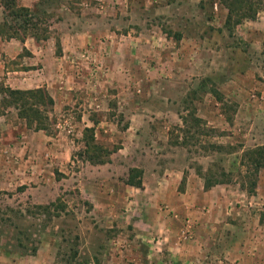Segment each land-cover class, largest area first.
Segmentation results:
<instances>
[{"label":"rangeland","instance_id":"374dc122","mask_svg":"<svg viewBox=\"0 0 264 264\" xmlns=\"http://www.w3.org/2000/svg\"><path fill=\"white\" fill-rule=\"evenodd\" d=\"M7 1L0 264H264V166L249 194L243 164L264 147V0L236 23L223 0ZM29 69L38 100L7 97L2 72Z\"/></svg>","mask_w":264,"mask_h":264},{"label":"trees","instance_id":"16d2710c","mask_svg":"<svg viewBox=\"0 0 264 264\" xmlns=\"http://www.w3.org/2000/svg\"><path fill=\"white\" fill-rule=\"evenodd\" d=\"M257 1H258L257 3L263 2V0H257ZM223 4H224V8L226 9V17H225L224 23H228L229 20L231 19L232 15L236 16V20L234 21L235 23L239 22L241 19H253L254 15L256 14V11L258 9L257 8L258 6H252L253 3L251 2V0H228V2H225V0H223ZM257 5H259V4H257ZM1 6L5 10H8V13L10 16H14V15L20 16V14H21L19 11L14 10L15 6H14L13 0H9L5 3H2ZM19 9L25 10L24 8H19ZM27 20H29V19H27ZM12 35H11V37L13 38ZM4 91L6 92L7 97L12 96L11 99L21 100L23 103H26L24 100L36 99L37 97H40L38 88L28 89V90H16V89H10L8 87H5ZM15 96H17V97H15ZM36 100H38V99H36ZM46 100H47L48 104H52L51 98L48 97ZM24 114H26V109H24L23 107L17 108L18 118L24 119L25 121L28 120L29 121V122H27L28 124H30V122L34 121V119L32 117H31V119L29 118V116H27V118H26L24 116ZM35 117H37V116H35ZM34 129L39 130L41 128L38 126H34ZM256 150L263 151L264 147H258L257 149H255V151ZM255 151L248 152V162L243 163L244 165L248 164L249 167L252 169V172L249 173L248 176H246V179L248 181L247 192L249 194H251L253 192V188L255 186V176L254 175L258 172V170L261 167L264 166L263 152L256 155ZM251 175H253V177ZM203 179H204L203 180V189H206V190L208 188H210L211 186L217 184V183L223 182V180H221L219 178H214L213 176L204 177ZM134 186L139 187L140 183L136 182V184H134Z\"/></svg>","mask_w":264,"mask_h":264},{"label":"crops","instance_id":"0c3cea01","mask_svg":"<svg viewBox=\"0 0 264 264\" xmlns=\"http://www.w3.org/2000/svg\"><path fill=\"white\" fill-rule=\"evenodd\" d=\"M126 36L129 37V34H126ZM128 39H126L127 41ZM1 62V61H0ZM0 67L1 69H3V65L0 63ZM43 71L38 72V70H34V69H29L27 71H23V70H16V71H8L5 70L4 72H2L3 74V80L5 83V87L7 85L8 88L10 89H16V90H28V89H33L39 86V80L40 78H43ZM41 74V75H40ZM7 115H0V128L4 126V128L7 127V124H9V120L5 117ZM2 134L0 133V136ZM18 144L14 143L12 144L13 148H15ZM8 147H10V145H6ZM19 146V145H18ZM195 202V201H194ZM214 210V207H221V203L217 202L215 204H211ZM210 205V206H211ZM210 206L207 209L208 212V217L209 220L211 219V215L213 214L211 211L209 212V210L211 209ZM188 210V209H187ZM208 220V221H209ZM211 226V225H210ZM202 227V221L200 220H196V225L195 227H193V229L195 228L196 232L194 233H198L199 229ZM186 229V227H185ZM187 237L189 238V235L186 234L185 238L182 240H186ZM198 238V236H197ZM164 239V238H163ZM195 240V239H194ZM174 240L170 239L168 240V243L166 245V248L168 249V251L170 252L169 254L176 257V260H180L181 259V255H185L186 254V250H188L187 248H189V246H187V243H179V242H173ZM198 245L196 246H190V248H192L194 250V248L196 247L197 249H199V247H201V245H203V243L201 244L199 241L196 242Z\"/></svg>","mask_w":264,"mask_h":264}]
</instances>
